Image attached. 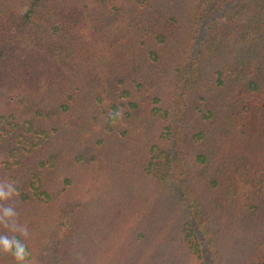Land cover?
Listing matches in <instances>:
<instances>
[{
    "label": "trees",
    "instance_id": "trees-1",
    "mask_svg": "<svg viewBox=\"0 0 264 264\" xmlns=\"http://www.w3.org/2000/svg\"><path fill=\"white\" fill-rule=\"evenodd\" d=\"M0 191V264H264V0H0Z\"/></svg>",
    "mask_w": 264,
    "mask_h": 264
},
{
    "label": "clouds",
    "instance_id": "clouds-1",
    "mask_svg": "<svg viewBox=\"0 0 264 264\" xmlns=\"http://www.w3.org/2000/svg\"><path fill=\"white\" fill-rule=\"evenodd\" d=\"M7 193L0 191V199H5L7 197ZM5 216L11 215V212L7 208H3ZM0 246H2L4 251H12L17 261H24L28 256L27 249L16 242L15 247H13V242H10L9 239L0 237Z\"/></svg>",
    "mask_w": 264,
    "mask_h": 264
},
{
    "label": "rangeland",
    "instance_id": "rangeland-1",
    "mask_svg": "<svg viewBox=\"0 0 264 264\" xmlns=\"http://www.w3.org/2000/svg\"><path fill=\"white\" fill-rule=\"evenodd\" d=\"M45 228H46V225H43L42 229L44 230ZM31 233L33 234L34 238L40 236V232H39V230H36V229H35V230L31 231ZM41 234H42V233H41Z\"/></svg>",
    "mask_w": 264,
    "mask_h": 264
}]
</instances>
